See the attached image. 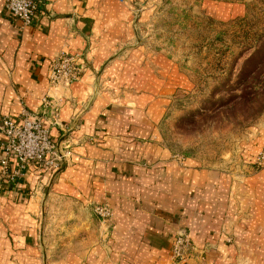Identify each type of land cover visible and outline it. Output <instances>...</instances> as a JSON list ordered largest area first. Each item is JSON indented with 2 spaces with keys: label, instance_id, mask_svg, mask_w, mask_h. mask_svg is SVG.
Masks as SVG:
<instances>
[{
  "label": "crops",
  "instance_id": "crops-1",
  "mask_svg": "<svg viewBox=\"0 0 264 264\" xmlns=\"http://www.w3.org/2000/svg\"><path fill=\"white\" fill-rule=\"evenodd\" d=\"M134 1L38 0L35 24L23 27L0 0V116L41 112L49 96L59 106L50 138L72 146L60 169L28 165L0 190V264H41L42 232L54 225L59 210L67 218L58 222V251L49 264H171L179 228L205 250L188 264H229L234 258L220 237L238 209L228 206L225 178L190 161L185 167L170 162L158 142L167 103L161 94L174 83V69L154 62V71L143 66L139 49L124 51L131 45ZM204 7L214 17L226 13L224 4ZM60 52L84 55L86 70L70 87L53 89L50 63ZM3 140L0 134V161ZM16 168L10 160L5 174ZM246 188L239 208L247 220L233 231L240 257L264 264V173ZM98 203L114 212L105 244L89 214Z\"/></svg>",
  "mask_w": 264,
  "mask_h": 264
},
{
  "label": "rangeland",
  "instance_id": "rangeland-1",
  "mask_svg": "<svg viewBox=\"0 0 264 264\" xmlns=\"http://www.w3.org/2000/svg\"><path fill=\"white\" fill-rule=\"evenodd\" d=\"M204 2L205 6L206 2L224 4L226 13L214 17ZM234 5L241 11H232ZM129 15L131 45L126 44L124 51L139 49L143 66L154 71V62H169L174 69V83L161 94L167 103L158 122L159 144L169 151L170 162L185 167L190 161L225 178L228 206L238 207L235 219L220 230L225 246L235 254L229 264H254L240 257L233 228L247 220L239 205L249 179L264 173V68L251 74L245 85L240 82L244 76L240 80L238 74L264 43V0H136ZM96 205L108 206L112 217L100 219L93 212ZM89 214L98 224L100 243L105 244L114 218L112 208L93 204ZM56 215L54 225L42 232L41 264L56 259L57 226L67 213L59 210ZM178 238L187 241L182 260L172 253ZM203 251L195 248L186 229L179 228L169 260L188 264L201 258Z\"/></svg>",
  "mask_w": 264,
  "mask_h": 264
},
{
  "label": "built area",
  "instance_id": "built-area-1",
  "mask_svg": "<svg viewBox=\"0 0 264 264\" xmlns=\"http://www.w3.org/2000/svg\"><path fill=\"white\" fill-rule=\"evenodd\" d=\"M38 0H4L5 10L23 27L35 24L39 15ZM86 70L80 54L60 52L50 63L48 83L53 89L68 88L78 81ZM59 106L48 96L42 100L41 112L22 111L17 119L0 116V134L4 157L0 161L3 171L0 174V190L14 183L28 165H35L43 171L60 169L72 156V146L65 143L62 147L50 138L49 127L58 123ZM10 160L17 163L16 170L5 174ZM93 212L103 221L112 217L106 205H96ZM187 241L178 238L172 248L175 259H184Z\"/></svg>",
  "mask_w": 264,
  "mask_h": 264
},
{
  "label": "trees",
  "instance_id": "trees-1",
  "mask_svg": "<svg viewBox=\"0 0 264 264\" xmlns=\"http://www.w3.org/2000/svg\"><path fill=\"white\" fill-rule=\"evenodd\" d=\"M261 68H264V43L244 61L238 74L240 80L244 76L240 81L242 85L246 84L251 74L260 71Z\"/></svg>",
  "mask_w": 264,
  "mask_h": 264
}]
</instances>
